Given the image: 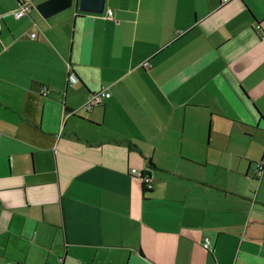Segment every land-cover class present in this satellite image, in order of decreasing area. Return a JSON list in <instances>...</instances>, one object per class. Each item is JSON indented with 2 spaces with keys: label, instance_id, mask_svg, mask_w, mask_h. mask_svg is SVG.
Returning <instances> with one entry per match:
<instances>
[{
  "label": "crops",
  "instance_id": "obj_1",
  "mask_svg": "<svg viewBox=\"0 0 264 264\" xmlns=\"http://www.w3.org/2000/svg\"><path fill=\"white\" fill-rule=\"evenodd\" d=\"M41 1L0 0V264H264V0Z\"/></svg>",
  "mask_w": 264,
  "mask_h": 264
},
{
  "label": "built area",
  "instance_id": "obj_2",
  "mask_svg": "<svg viewBox=\"0 0 264 264\" xmlns=\"http://www.w3.org/2000/svg\"><path fill=\"white\" fill-rule=\"evenodd\" d=\"M226 1L227 0H220L221 3H224ZM29 8H30V0H18L17 7L14 8L11 12L16 16H19L21 14L27 13ZM105 13H106L107 17H111L112 10L110 8H107ZM259 27H260V25L258 23H256L255 28H259ZM29 36L31 38H35L37 35L35 32H30ZM71 78H72V75H70V79ZM41 92L43 94H45V88L44 87L41 89ZM109 96H110V92L104 88H102L98 91H95V92H91V93H89L87 100L83 104V107H85L86 109H90L94 105L101 104ZM263 165H264V157H262L259 161H257L255 163L254 171H255L256 176H261L262 170H263ZM130 173L139 177L141 179L143 185L147 189H150L152 187V177H151L148 166L144 167L143 169H137L135 167H132L130 169ZM203 246L206 248L209 247L208 238H205L203 240Z\"/></svg>",
  "mask_w": 264,
  "mask_h": 264
},
{
  "label": "water",
  "instance_id": "obj_3",
  "mask_svg": "<svg viewBox=\"0 0 264 264\" xmlns=\"http://www.w3.org/2000/svg\"><path fill=\"white\" fill-rule=\"evenodd\" d=\"M105 0H43L35 8L44 17L50 16L63 9L73 6L81 12L102 13Z\"/></svg>",
  "mask_w": 264,
  "mask_h": 264
}]
</instances>
